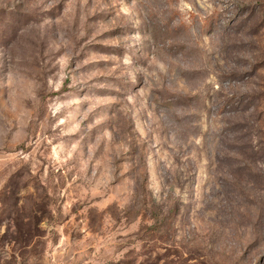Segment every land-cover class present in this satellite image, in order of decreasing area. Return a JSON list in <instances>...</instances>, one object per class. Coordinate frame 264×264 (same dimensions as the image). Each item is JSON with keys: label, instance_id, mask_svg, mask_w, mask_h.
I'll list each match as a JSON object with an SVG mask.
<instances>
[{"label": "rangeland", "instance_id": "1", "mask_svg": "<svg viewBox=\"0 0 264 264\" xmlns=\"http://www.w3.org/2000/svg\"><path fill=\"white\" fill-rule=\"evenodd\" d=\"M0 264H264V0H0Z\"/></svg>", "mask_w": 264, "mask_h": 264}]
</instances>
